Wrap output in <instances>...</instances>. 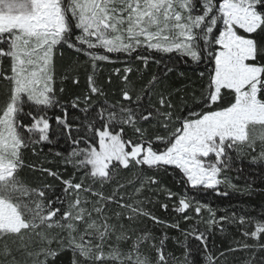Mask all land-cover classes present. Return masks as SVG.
I'll use <instances>...</instances> for the list:
<instances>
[{
  "label": "snow or ice",
  "instance_id": "snow-or-ice-1",
  "mask_svg": "<svg viewBox=\"0 0 264 264\" xmlns=\"http://www.w3.org/2000/svg\"><path fill=\"white\" fill-rule=\"evenodd\" d=\"M63 46L86 57L92 69L87 92L67 103L60 99L65 89L57 87L56 57ZM153 51L175 53L203 68L199 76L206 80L199 96L192 93L191 105L182 100L178 108L172 93L164 91L153 101L156 76L134 95L131 67L123 69L120 98H107L95 78L100 62H113L111 54L136 53L147 66L151 57L145 53ZM114 73L121 75V69ZM0 80L7 82L0 92V264H48L62 250L71 251L70 264H153L141 250L151 234L134 235L133 225L140 217L162 222L142 200L126 203L121 190L127 185L117 180L121 171L134 169L141 175L172 169L185 188L183 193L161 189L168 199L176 198L173 210L185 220L192 219L189 209L197 217L207 210L209 225H239L244 239L228 251H250L246 264H264V256L256 257L264 252V216L233 213L217 221L209 205L188 194L221 184L234 187L224 174L245 149L255 152L259 145L253 162H264V0H0ZM94 96L104 99L93 101ZM69 108L79 113L71 120ZM61 140L69 146L67 155H54L74 169L70 178L26 163V153L38 156L42 146ZM25 168L60 180L61 193L52 195L47 183L32 186L22 177ZM158 183L147 176L132 195ZM113 184L105 195L104 186ZM111 204L122 211L111 213ZM161 207L167 210L168 204ZM197 232L191 234L202 242L205 264H217L207 237ZM53 241L57 249L50 247ZM151 246L155 264L175 259L165 254L163 241ZM188 256L183 264H198Z\"/></svg>",
  "mask_w": 264,
  "mask_h": 264
},
{
  "label": "trees",
  "instance_id": "trees-1",
  "mask_svg": "<svg viewBox=\"0 0 264 264\" xmlns=\"http://www.w3.org/2000/svg\"><path fill=\"white\" fill-rule=\"evenodd\" d=\"M60 52L63 53L62 56L59 54ZM145 54L151 57L147 62V66H145L144 61L135 58L136 53L132 54V58H129L126 53L111 54L113 62H100L95 78L97 83L108 94L107 98L110 101L120 98V89L124 86V81L121 79L123 69L125 67H131L133 71L128 74L130 81L129 87L135 90L134 95L147 86L153 76H156L157 83L153 89V101L157 93L164 91L165 93H172L171 98L177 104L178 108L182 107V100H186L191 105L192 93L195 92L199 96L201 85L206 80V76L204 80L199 76V72L203 71V68H197L191 62H183L175 53L165 55L153 51ZM157 61L160 62L157 63ZM56 66L57 87H63L65 89L64 93L60 95L62 102L67 103L69 100H73L75 96H82L87 92V76L91 74L92 69L86 57L63 46L58 49ZM169 67L172 69L171 71H167ZM116 68L121 69V75L114 73V69ZM63 76H67L68 78L62 79ZM109 77H111V84L108 83ZM74 79H79V84L73 83ZM6 86L7 82L0 80V92ZM178 89L180 91H177ZM102 99L104 98L93 97V101ZM55 114H60L59 109L55 111ZM74 114L78 115L79 113L69 108L70 120ZM42 147L43 151L38 156H33L31 152L26 153V163L43 164L44 167L59 171L64 179L70 178L73 175L74 169L71 166L65 167L62 163V157L54 155L57 151L67 155L69 146L61 140L57 143ZM258 152L259 145H257V151L255 152L250 149H245V152L234 160L232 168L224 174L228 177L229 183L234 185V187L221 184L215 190H188V194L194 196L195 201L209 205L215 212V219L217 221H219L221 216L231 218L233 213H235L236 217L260 218L264 216V162H253V157H256ZM153 175L159 183L154 185L146 184L138 196H133L132 194L135 188L139 186L141 180ZM22 177L32 184V186H40L45 183L52 185V195H59L63 188L60 180L47 174L33 172L30 168L23 170ZM137 177H140V179H137ZM80 178L81 173L77 172L76 180ZM117 180L127 185L121 192L132 197L130 200L126 196V203H131L132 200L136 199L142 200L145 210L150 211L162 222L156 223L147 217H140L133 225L135 228L134 235H140L144 232L151 234V238L142 245L141 250L151 257L153 264H155L156 251L151 245L155 244L156 247H159L161 241H163L165 254H171V257L175 258H170L168 264H183L186 253L189 254L188 259L190 261L205 264V251L203 250L202 242L195 239V236L191 234L193 229L198 230L197 234H205L207 237V250L218 257L217 264H246V261L249 260L251 255L250 251H228L229 248H237V241L244 239L240 235L239 225L230 223L229 221L209 225L206 223L209 219L207 210L202 211L200 216L197 217L189 209L188 215L192 216V219L188 220L183 218V213H177L173 210L174 205L177 203L176 198L168 199L161 189L166 187L174 193H183L185 188L180 182L179 176L172 169H169L167 174L163 171L152 172L145 170L143 175L135 169L132 171L123 170L119 173ZM129 180L133 181V183L128 184ZM86 183H90V181H86ZM114 187L115 184L105 185L102 191L105 195H109ZM224 193L227 194L225 195ZM83 195L86 194H82V197ZM89 199H95V197L89 196ZM161 204H168V209L165 210L162 208ZM108 207L111 213L122 211L116 204H111ZM124 223L127 225L128 221H124ZM175 224H179V227L171 226ZM51 231L52 234H55L59 230ZM247 242L254 243L250 239ZM2 244L3 241H0V245ZM9 244L15 250L16 245L11 244V241H9ZM39 246H34L33 250H36ZM121 246L124 249L128 247L127 244H122ZM50 247L57 249L58 245L53 241ZM221 252L225 253V255L221 256ZM16 255L21 261L26 259V257L19 253H16ZM261 256H264V252L257 251V260ZM71 258V251L62 250L55 258L49 257L48 264H70ZM29 264H31L30 261Z\"/></svg>",
  "mask_w": 264,
  "mask_h": 264
}]
</instances>
